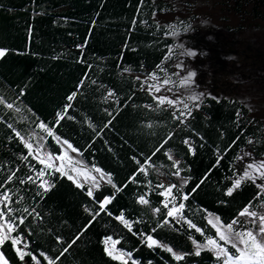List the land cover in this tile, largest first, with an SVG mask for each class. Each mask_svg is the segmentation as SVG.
Returning a JSON list of instances; mask_svg holds the SVG:
<instances>
[{
  "label": "trees",
  "instance_id": "16d2710c",
  "mask_svg": "<svg viewBox=\"0 0 264 264\" xmlns=\"http://www.w3.org/2000/svg\"><path fill=\"white\" fill-rule=\"evenodd\" d=\"M160 8L153 0H0V195L8 196L1 210L14 224L0 250L9 264H215L221 259L206 249L197 255L192 245L215 236L206 214L228 224L264 201L251 180L227 194L241 149L253 140L254 154L264 155V125L238 100L205 97L183 117L129 74L156 69L174 44L153 17ZM39 123L114 186L90 196L86 186L46 171L43 189L42 166L20 139ZM158 166L186 178L177 201L203 234L167 215ZM148 236L183 251V259L149 246ZM106 238L123 260L107 253Z\"/></svg>",
  "mask_w": 264,
  "mask_h": 264
},
{
  "label": "rangeland",
  "instance_id": "374dc122",
  "mask_svg": "<svg viewBox=\"0 0 264 264\" xmlns=\"http://www.w3.org/2000/svg\"><path fill=\"white\" fill-rule=\"evenodd\" d=\"M153 2L161 7L153 17L159 24L166 27L174 44L165 60L156 69L130 71L129 74L138 79L143 89L154 98L166 96L173 99L174 105H164L173 108L180 115L184 113L183 117L197 109L205 97H230L238 100L248 110L250 116L264 125V0H153ZM189 50L197 54L185 55L184 53ZM190 71L195 72L196 75L191 82L185 84V78ZM166 80L168 83L164 84ZM148 85H155L161 91L157 93L154 90H148ZM193 95L200 96V99L195 101L190 99ZM41 124L21 134L20 139L25 146L31 145V148L26 147L29 154L42 166V188L47 189L50 186L49 179L45 176L46 171L57 172L76 183L72 169L68 168L65 172L40 159V155L45 150L53 157L60 159L69 152L67 148L71 151L75 149L44 124L45 127L41 128ZM49 140L55 145L57 152L51 149ZM253 143L254 141L251 140L237 155L234 183L237 180L255 181L257 186L264 183L260 179V172L264 171V168L258 170L256 167L264 164V155L254 154ZM68 145H71V148ZM73 152L79 156L80 161H72L71 167L74 169L84 166L95 176L94 180L76 183L77 185L86 186L92 193L104 185L114 186L112 182H109L110 177L107 173L99 171L97 167L88 163L77 149ZM171 158L177 164L178 159L173 155ZM250 164L254 166L252 169L248 168ZM154 171L163 187L161 193L167 215L177 223L186 224L203 234L200 227L183 217V208L179 207L182 203L177 201V191L182 189L186 178L179 171L169 173L160 166L155 167ZM246 171L249 172L251 179L245 176ZM169 188L171 192L167 191ZM258 188L264 194V189ZM106 199L110 201L111 197H106L101 205H105L103 202ZM144 200L147 201L146 198ZM0 201H3L0 203V211H2L1 206L4 204L2 195H0ZM141 204L149 206L148 201ZM246 208L250 212H255L257 217L264 215V201L257 207ZM150 211L158 217L159 208L150 207ZM169 212L172 214L169 215ZM121 217L119 219L127 224V220ZM206 221L215 230V236L204 235L203 241L193 239L192 245L195 252L209 250L215 257L221 259L215 264H259L261 257L257 255L255 243L245 235L243 237L247 241L245 244L236 235L248 231L258 233L259 220L240 213L235 223L232 221L225 224L217 215L207 213ZM230 224L231 229L228 227ZM13 229L14 224L7 219V215L4 213L0 216V236L10 238ZM222 236L225 239H221ZM146 240L149 245H157L167 251L171 249L172 251L169 252L174 258L184 255L183 251L153 236H148ZM14 247L21 256L23 253L18 251L20 248L18 240ZM105 248L110 256L118 260L124 259L122 252L116 248L114 239L106 238ZM0 253H2L1 250Z\"/></svg>",
  "mask_w": 264,
  "mask_h": 264
},
{
  "label": "snow or ice",
  "instance_id": "6c2138e0",
  "mask_svg": "<svg viewBox=\"0 0 264 264\" xmlns=\"http://www.w3.org/2000/svg\"><path fill=\"white\" fill-rule=\"evenodd\" d=\"M5 52H6V50L0 49V57L4 56V55H5ZM184 54H185V55H188V56H195L197 53H196L195 51H190V50H189V51H186ZM195 75H196L195 72H191V71H190V72L188 73V76L185 78L184 83L187 84V83L191 82V81H192V78L195 77ZM163 83H164V84H167L168 81L166 80V81H164ZM148 90H154V91L157 92V93H159V92L161 91V89H160L159 87L155 86V85H148ZM73 95H75V94H73ZM109 95H112V93H109ZM200 95H202V94H200ZM68 99H69V100H72V99H73V96H69ZM155 99H156L158 105H164V104L174 105V104H175V101H174L173 99H169V98L166 97V96H156ZM190 99H192V100L195 101V100L200 99V96H198V95H193V96L190 97ZM0 103H5V101L0 100ZM197 106H198V105H197ZM7 107H8L9 109H11V108L13 107V105H12L11 103H8V104H7ZM190 114H191V113L189 112L188 115H190ZM183 115H184V113H181V116H183ZM58 118H59V119H63V116H62L61 114H58ZM177 118L179 119V117H177ZM40 127H41V128H44L45 126H44L43 124H41ZM17 135H19V134L17 133ZM65 143H67V142H65ZM68 146L71 148V145H68ZM26 147L31 148V145H27V144H26ZM73 151H75V149H73ZM253 167H254V166L251 165V164L248 165V168H249V169H252ZM256 167H257V169L259 170L260 168H264V164H261V165L256 166ZM14 176H15V172L11 173V174L7 177V181L11 182ZM245 176L248 177V178H250V179L252 178V177L250 176L249 172H247V171L245 172ZM31 179H32V178L29 177V180H31ZM260 179H261L262 181H264V171L260 172ZM23 182H24V181H21V183H23ZM109 182H111V181H109ZM253 182H255V181H253ZM239 186H240V181L237 180V181L234 183L233 187L228 189L227 194H228V195H231L232 192H233V190H234L235 188H238ZM0 187H2V183H0ZM173 187H174V186H173ZM258 187H260L261 189H264V183H261L260 185H258ZM117 190L119 191V189H117ZM167 191L171 192V188H169ZM3 195H4V201H6V200L8 199V196H7L6 194H3ZM89 195H90V196L92 195V192H91V191H89ZM184 199H187V195L184 196ZM2 202H3V201H0V203H2ZM108 202H109V199H106L103 203L106 204V203H108ZM140 202H141V203H147V201L144 200L143 197L140 198ZM101 206L103 207V204H102ZM179 207H180V208H183L184 205H183V204H180ZM171 214H172V213L169 212V215H171ZM3 215H4V213H3L2 211H0V216H3ZM241 215H248V216H250V217H252V218H254V219L259 220V222H260L259 225H258V233H253V232H251V231H248V232H246V233H237L236 235L239 236V237L241 238V242H243V243H245V244H247V241H245V240L243 239V237H244L245 235H246L248 238H250V239L255 243L256 248H257V250H258V251H257V255H259V256L261 257V259H260V261H259V264H264V215L257 217V214H256L255 212H250V211H248L247 208H246L243 212H241ZM121 219H123V217H121ZM21 222H22V221H21ZM234 223H235V221H234ZM228 227H229V229H231V228H232V225L230 224V225H228ZM8 231H11V229H8ZM6 239H7L6 236H0V245H2V244L5 242ZM149 239H151V237H149ZM221 239H225V238L222 236ZM11 242H12L13 244H15V243H16V240L13 239ZM73 242H75V241H73ZM209 242L212 243V241H209ZM153 243H155V242L153 241ZM149 246H151V245H149ZM233 246L235 247V244H234ZM18 251H19V249H18ZM169 251H172V250L169 249ZM241 252H242V255H243V250H241ZM198 254H199V253L197 252V255H198ZM21 259H23V254L21 255ZM33 259H35V257H33ZM176 259H178V260H179V259H183V257L178 255V256H176ZM238 259H239V258H238ZM0 264H7V261L4 259V255H3V253H0ZM49 264H52V261H49Z\"/></svg>",
  "mask_w": 264,
  "mask_h": 264
},
{
  "label": "bare ground",
  "instance_id": "6f19581e",
  "mask_svg": "<svg viewBox=\"0 0 264 264\" xmlns=\"http://www.w3.org/2000/svg\"><path fill=\"white\" fill-rule=\"evenodd\" d=\"M68 149V153H66L64 155L63 158H55L53 157L47 150H45L41 155H40V159H42L45 163L49 164V165H54L55 167L63 170L66 172V170H68V168L73 170V176L75 177V181L76 183H83V182H89L90 180H94L95 176H93L89 171H87V169L82 166L79 168H72L71 167V162L76 160V161H80L79 160V156L74 153L73 151H71L69 148ZM81 164V163H80Z\"/></svg>",
  "mask_w": 264,
  "mask_h": 264
},
{
  "label": "water",
  "instance_id": "95a60500",
  "mask_svg": "<svg viewBox=\"0 0 264 264\" xmlns=\"http://www.w3.org/2000/svg\"><path fill=\"white\" fill-rule=\"evenodd\" d=\"M80 154H81V152H80ZM82 155V154H81ZM85 159V158H84ZM86 160V159H85ZM87 161V160H86ZM88 162V161H87ZM89 163V162H88ZM95 167H97V166H95ZM96 169H98L99 171H101V172H103V173H105L101 168H99V167H97ZM109 175V174H108ZM109 177H110V175H109ZM110 181L113 183V184H115L114 182H113V180H112V178L110 177Z\"/></svg>",
  "mask_w": 264,
  "mask_h": 264
},
{
  "label": "crops",
  "instance_id": "0c3cea01",
  "mask_svg": "<svg viewBox=\"0 0 264 264\" xmlns=\"http://www.w3.org/2000/svg\"><path fill=\"white\" fill-rule=\"evenodd\" d=\"M4 259H5V257H4ZM5 260H6V259H5ZM6 261H7V260H6ZM7 264H9L8 261H7Z\"/></svg>",
  "mask_w": 264,
  "mask_h": 264
}]
</instances>
